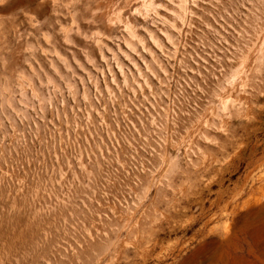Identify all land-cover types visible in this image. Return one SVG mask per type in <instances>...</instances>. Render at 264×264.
<instances>
[{
    "label": "rangeland",
    "instance_id": "374dc122",
    "mask_svg": "<svg viewBox=\"0 0 264 264\" xmlns=\"http://www.w3.org/2000/svg\"><path fill=\"white\" fill-rule=\"evenodd\" d=\"M148 1L0 0V264H264V0Z\"/></svg>",
    "mask_w": 264,
    "mask_h": 264
},
{
    "label": "bare ground",
    "instance_id": "6f19581e",
    "mask_svg": "<svg viewBox=\"0 0 264 264\" xmlns=\"http://www.w3.org/2000/svg\"><path fill=\"white\" fill-rule=\"evenodd\" d=\"M148 1V0H147ZM154 4L152 3V1L151 0H149L148 2H145V6L146 7H152ZM260 48H261V46H260ZM263 51V50H262ZM263 53V52H262ZM261 54V53H260ZM258 56H260V55H258ZM261 56H262V54H261ZM261 58V57H260ZM259 60V59H258ZM261 63V62H260Z\"/></svg>",
    "mask_w": 264,
    "mask_h": 264
}]
</instances>
